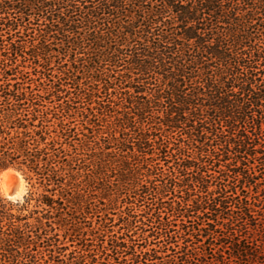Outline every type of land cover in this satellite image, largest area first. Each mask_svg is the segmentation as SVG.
Returning a JSON list of instances; mask_svg holds the SVG:
<instances>
[{
    "label": "trees",
    "instance_id": "16d2710c",
    "mask_svg": "<svg viewBox=\"0 0 264 264\" xmlns=\"http://www.w3.org/2000/svg\"><path fill=\"white\" fill-rule=\"evenodd\" d=\"M76 119L120 209L78 259ZM9 169L43 193L0 198L2 264H264V0H0Z\"/></svg>",
    "mask_w": 264,
    "mask_h": 264
},
{
    "label": "rangeland",
    "instance_id": "374dc122",
    "mask_svg": "<svg viewBox=\"0 0 264 264\" xmlns=\"http://www.w3.org/2000/svg\"><path fill=\"white\" fill-rule=\"evenodd\" d=\"M70 129L64 147L69 159L73 161L66 185L68 190L71 188L74 192L72 197L66 198L65 204L71 208L72 217L68 219H73V225L68 235L64 233V230H59L56 233L59 235L61 247H65L66 251L63 254L67 258L73 256L78 259L83 255H92L93 249L102 242L101 240L108 241L111 236H119L120 209L110 207L111 197L106 191L108 185L115 182L114 175H111L104 163L98 165L99 155L97 153L99 152L95 153L90 143L81 142L83 140L81 133L84 131L77 119L71 124ZM7 171L11 172L0 173V198L7 199L14 204L23 203L33 191L32 186L36 181L29 182L23 173L15 169ZM15 187L19 188L16 194L21 193L20 197H8L11 196V190ZM34 187L38 189L39 193H43V188H40L39 185ZM4 188L9 191L8 195L4 192ZM87 257L85 264L91 262V258ZM2 258L0 251V260ZM0 264L2 263L0 262Z\"/></svg>",
    "mask_w": 264,
    "mask_h": 264
},
{
    "label": "bare ground",
    "instance_id": "6f19581e",
    "mask_svg": "<svg viewBox=\"0 0 264 264\" xmlns=\"http://www.w3.org/2000/svg\"><path fill=\"white\" fill-rule=\"evenodd\" d=\"M11 171H6L5 172V174H8V173H10ZM3 176V175H2ZM7 187V186H6ZM8 188V187H7ZM4 192L6 193V195H8V190L6 189V188H4ZM20 195H21V193H18V194H16L15 196H8V197H10V198H14V197H17V196H19L20 197ZM22 197V196H21ZM16 199V198H15Z\"/></svg>",
    "mask_w": 264,
    "mask_h": 264
},
{
    "label": "water",
    "instance_id": "95a60500",
    "mask_svg": "<svg viewBox=\"0 0 264 264\" xmlns=\"http://www.w3.org/2000/svg\"><path fill=\"white\" fill-rule=\"evenodd\" d=\"M18 191H19V188L15 187L14 189L11 190V195L14 196Z\"/></svg>",
    "mask_w": 264,
    "mask_h": 264
}]
</instances>
